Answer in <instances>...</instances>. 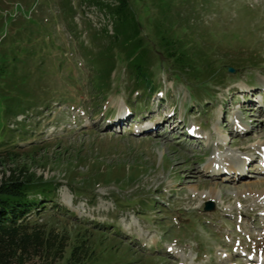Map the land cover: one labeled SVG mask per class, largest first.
Returning a JSON list of instances; mask_svg holds the SVG:
<instances>
[{
    "label": "rangeland",
    "instance_id": "374dc122",
    "mask_svg": "<svg viewBox=\"0 0 264 264\" xmlns=\"http://www.w3.org/2000/svg\"><path fill=\"white\" fill-rule=\"evenodd\" d=\"M181 3L190 27L177 33L191 31L210 74L179 78L149 55L142 98L151 84L132 81L125 55L101 54L103 5L0 0V181L22 168L56 183L64 212L36 220L63 234L65 255L84 245L80 264H264V207L247 190L264 178V0ZM132 7L154 40L156 10Z\"/></svg>",
    "mask_w": 264,
    "mask_h": 264
},
{
    "label": "trees",
    "instance_id": "16d2710c",
    "mask_svg": "<svg viewBox=\"0 0 264 264\" xmlns=\"http://www.w3.org/2000/svg\"><path fill=\"white\" fill-rule=\"evenodd\" d=\"M77 1L103 5L105 13L112 20V29L111 33L106 34L108 50L101 54L106 62L114 52L125 55V67L129 75L134 74L137 85L145 82L146 85L151 84L147 87L148 90L154 88L149 62V55L152 54L159 56L170 73L179 78L184 75L190 81L210 74L209 70L203 69L209 68V55L196 44L195 39L188 37L191 36V31L181 35L177 33V28L186 32L190 27L188 18L182 14L181 0L179 3L176 0H147L149 8L152 6L156 10L149 17L150 34L154 40L142 33L143 22L132 7L134 0ZM104 67L97 69L101 73L110 74L111 64L105 63ZM201 70L203 74H200ZM103 84L97 81L92 83L105 93L102 90ZM4 106L10 110L11 104ZM1 140L3 139L0 137V142ZM6 151L9 152V149ZM22 172V168L13 170L0 181V264H27L31 261L35 264L82 263L85 260V256L81 255V251L86 250L84 245H73L65 255L68 241L63 234L47 229L36 220L42 211L50 208L58 211L57 213L64 212L65 208H60L56 200V183L35 176L32 172ZM62 209L63 211H59Z\"/></svg>",
    "mask_w": 264,
    "mask_h": 264
},
{
    "label": "bare ground",
    "instance_id": "6f19581e",
    "mask_svg": "<svg viewBox=\"0 0 264 264\" xmlns=\"http://www.w3.org/2000/svg\"><path fill=\"white\" fill-rule=\"evenodd\" d=\"M230 160H234V159H230ZM210 163L213 164V166L215 165L214 169L218 170L220 168L219 166L221 164L218 161H214V162L213 161L212 162L210 161ZM209 166H211V165H209ZM230 166H232V164H230ZM210 168H212V167H209L208 169H210ZM238 168H240V165L235 164L234 169H238ZM260 183H264V178H259L258 180L254 181L253 186L252 187L249 186V188L247 189L254 196L253 197V202H252L253 206H252L251 210H255L257 208L264 207V184L263 185H260ZM216 191L218 192V191H221V190L220 189L219 190L216 189L215 186H210L209 192L215 193ZM251 255L252 254H248V258L251 257ZM254 255H256V254H254Z\"/></svg>",
    "mask_w": 264,
    "mask_h": 264
},
{
    "label": "water",
    "instance_id": "95a60500",
    "mask_svg": "<svg viewBox=\"0 0 264 264\" xmlns=\"http://www.w3.org/2000/svg\"><path fill=\"white\" fill-rule=\"evenodd\" d=\"M228 69H229L230 71L233 70L230 66H228ZM211 208H212V203H211L210 201H206V202H205L204 209H211Z\"/></svg>",
    "mask_w": 264,
    "mask_h": 264
}]
</instances>
